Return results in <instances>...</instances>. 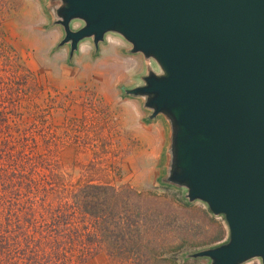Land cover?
Here are the masks:
<instances>
[{"label": "water", "instance_id": "95a60500", "mask_svg": "<svg viewBox=\"0 0 264 264\" xmlns=\"http://www.w3.org/2000/svg\"><path fill=\"white\" fill-rule=\"evenodd\" d=\"M46 10L68 61L109 35L142 57L139 84L122 92L163 121L162 181L228 230L187 258L264 264V0H46Z\"/></svg>", "mask_w": 264, "mask_h": 264}, {"label": "rangeland", "instance_id": "374dc122", "mask_svg": "<svg viewBox=\"0 0 264 264\" xmlns=\"http://www.w3.org/2000/svg\"><path fill=\"white\" fill-rule=\"evenodd\" d=\"M50 24L46 0H0L1 147L15 145L20 158L36 157L70 184L92 181L139 193L128 205L144 224V240L186 243L192 254L202 248L188 244L210 241L221 225L225 241L222 217L209 215L201 202L185 205V192L163 183L164 125L148 122L141 100L123 95L139 84L142 57L109 35L98 53L83 42L68 61V47L55 50L62 30ZM86 264L126 263L102 249Z\"/></svg>", "mask_w": 264, "mask_h": 264}, {"label": "trees", "instance_id": "16d2710c", "mask_svg": "<svg viewBox=\"0 0 264 264\" xmlns=\"http://www.w3.org/2000/svg\"><path fill=\"white\" fill-rule=\"evenodd\" d=\"M131 195L140 196L92 181L70 184L36 157L20 158L15 145H0V264H86L102 249L126 264H210L187 258L186 243L141 238L144 224L128 205ZM227 238L218 225L210 241L188 247L209 249Z\"/></svg>", "mask_w": 264, "mask_h": 264}, {"label": "crops", "instance_id": "0c3cea01", "mask_svg": "<svg viewBox=\"0 0 264 264\" xmlns=\"http://www.w3.org/2000/svg\"><path fill=\"white\" fill-rule=\"evenodd\" d=\"M85 42H88V41H85ZM81 44H82V43H81ZM81 44H80V45H81ZM80 45H79V47H80ZM155 123H156V124H160V125L163 124L162 122L159 123V122H157V121H155Z\"/></svg>", "mask_w": 264, "mask_h": 264}]
</instances>
